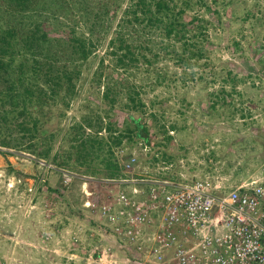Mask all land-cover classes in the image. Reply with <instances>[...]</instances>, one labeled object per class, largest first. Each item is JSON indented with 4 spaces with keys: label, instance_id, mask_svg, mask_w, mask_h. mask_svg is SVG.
<instances>
[{
    "label": "rangeland",
    "instance_id": "rangeland-1",
    "mask_svg": "<svg viewBox=\"0 0 264 264\" xmlns=\"http://www.w3.org/2000/svg\"><path fill=\"white\" fill-rule=\"evenodd\" d=\"M38 2V7L43 6L47 12L42 17L24 15L23 25L27 27L44 20L50 34L61 39L69 36L74 28L88 33L85 13L90 10L101 13L103 4L111 5L110 0H88L84 7L78 4L79 0ZM225 3L224 8L212 7L219 9L220 15L205 13L210 20L208 40L203 44L207 58L200 62L206 65L188 70L207 75V81H188L185 86L180 81L169 88L151 89L147 81L142 82L144 75L133 69L134 77L129 76V82L146 84L142 88L146 104L154 98L159 102L152 109L156 116L145 115L143 119L153 133L151 143L147 144L173 164L174 173L183 172L189 180L194 175L209 176L220 188L229 189L263 177L264 0H225ZM124 6L122 2L118 10ZM204 11L202 8L200 13ZM118 14L109 31L94 34L96 51L82 65L77 93L69 106L52 102L49 110L51 120L45 131L55 134L52 154L60 157L73 154L70 163L64 168L51 161L35 165L28 154L9 156L8 163L0 155V260L3 264H132L128 252L115 245L113 236L105 231L92 207L86 205L89 201L102 202L109 190L103 183L115 176L105 175L97 163L94 168L102 174H92L85 167H79L74 155L78 143L68 142L74 139L72 127L84 123L85 119L98 121L100 117L103 127L111 123L119 131L134 127L131 113L119 105L110 109L101 100L104 87L91 83L102 57L105 73L116 71L106 52L120 24ZM20 17L16 20L20 21ZM10 18L15 20L0 10V24ZM155 68L171 75L177 72L178 76L184 71L163 57ZM119 73L125 78L129 75ZM213 103H216L215 109L211 107ZM163 125L172 138L170 142L161 131ZM171 126L176 129L172 131ZM101 135L107 136V132L103 130ZM142 145V140L129 143L125 139L114 149L115 157L123 163L133 153L138 156V162L152 163L154 151L148 154ZM14 170L27 177L24 186L20 187ZM37 176L44 183L40 187L33 185V178Z\"/></svg>",
    "mask_w": 264,
    "mask_h": 264
},
{
    "label": "trees",
    "instance_id": "trees-1",
    "mask_svg": "<svg viewBox=\"0 0 264 264\" xmlns=\"http://www.w3.org/2000/svg\"><path fill=\"white\" fill-rule=\"evenodd\" d=\"M38 1L0 0V10L15 17V20L10 18V21L0 24V155L7 160L9 156L28 154L35 165L51 161L64 168L70 163L73 154L65 157L52 154L55 134L45 131L51 120L49 110L52 102L69 106L77 93L82 65L96 51L94 34L109 31L120 12L119 27L113 33L106 52L116 71L106 74L105 58L102 57L91 83L104 87L101 100L110 109L119 105L131 113L134 127L119 131L111 123L103 127L100 117H97L98 121L85 119L84 123L72 127L74 139L68 141L78 143L74 155L79 167H85L92 174H102L94 168L97 163L105 175L116 176L120 168L114 149L120 147L125 139L129 143L134 140L151 143L153 133L143 119L145 115L156 116L152 109L159 103L154 98L149 100V105L146 104L145 92L142 93L146 84L129 82V76L134 77L131 71L137 69L141 72L145 77L141 78L142 82L147 81L151 89L169 88L180 81L183 86L188 81H207V75L188 70L206 65L200 62L207 58L203 44L208 40L210 20L205 13L220 15L219 9H213V5L224 8L227 3L225 0H110L111 5L103 4V12L90 10V13H85L88 33L74 28L69 36L61 39L50 34L44 20L27 27L23 25L21 18L24 15L42 17L47 12L43 6L38 7ZM87 2L79 0L78 4L84 7ZM122 2L125 3L124 9L118 10ZM202 8L205 11L200 13ZM19 16L20 21L16 20ZM161 57L184 71L180 76L177 72L171 75L167 71H159L155 64ZM119 71L129 75L125 78ZM215 105L213 103L211 107L215 109ZM175 129L171 126L172 131ZM103 130L107 136L101 135ZM161 131L170 142L172 138L164 125ZM163 154L166 155L165 152ZM54 171L60 173V170ZM14 173L20 187L24 186V178L27 177L19 171L14 170ZM33 180L36 187L44 184L41 177ZM0 264H3L1 260Z\"/></svg>",
    "mask_w": 264,
    "mask_h": 264
},
{
    "label": "built area",
    "instance_id": "built-area-1",
    "mask_svg": "<svg viewBox=\"0 0 264 264\" xmlns=\"http://www.w3.org/2000/svg\"><path fill=\"white\" fill-rule=\"evenodd\" d=\"M116 158L105 199L86 205L132 264H264V168L260 180L222 189L174 173L157 150L148 164Z\"/></svg>",
    "mask_w": 264,
    "mask_h": 264
}]
</instances>
